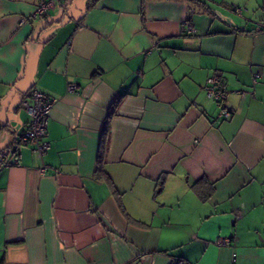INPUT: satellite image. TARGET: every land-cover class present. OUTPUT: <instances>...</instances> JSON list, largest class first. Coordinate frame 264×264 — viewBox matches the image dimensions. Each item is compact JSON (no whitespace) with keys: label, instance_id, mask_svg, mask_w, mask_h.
<instances>
[{"label":"crops","instance_id":"obj_1","mask_svg":"<svg viewBox=\"0 0 264 264\" xmlns=\"http://www.w3.org/2000/svg\"><path fill=\"white\" fill-rule=\"evenodd\" d=\"M51 1L0 0V264H264V0Z\"/></svg>","mask_w":264,"mask_h":264},{"label":"built area","instance_id":"obj_2","mask_svg":"<svg viewBox=\"0 0 264 264\" xmlns=\"http://www.w3.org/2000/svg\"><path fill=\"white\" fill-rule=\"evenodd\" d=\"M53 5L51 0H39L34 15H44L47 10ZM235 11L240 13L239 8H235ZM185 30L189 32V24L185 25ZM257 74L255 78H257ZM74 85H69L68 89L73 90ZM204 91L207 98L216 101L219 104L218 118L225 119L231 115V111L224 105L226 97L228 95V88L226 84L221 81L217 75L208 77L206 84L204 85ZM32 102L30 103L27 99L22 101V105L29 115V121L25 129L17 136V142L19 144L31 145V150L39 154L44 153L49 148V143L43 141V137L46 134L47 122L51 111L56 103V99L47 93L39 90L37 87H33L29 91ZM12 150V149H11ZM10 151V150H9ZM0 152V169L4 166L19 163V159L16 153L11 151ZM12 154V163L8 161V156ZM219 244L229 243V239H218ZM174 264H190L184 262L180 258L174 259Z\"/></svg>","mask_w":264,"mask_h":264},{"label":"trees","instance_id":"obj_3","mask_svg":"<svg viewBox=\"0 0 264 264\" xmlns=\"http://www.w3.org/2000/svg\"><path fill=\"white\" fill-rule=\"evenodd\" d=\"M119 103V99L115 100L113 102V104L111 105L109 112H108V116L105 120V127L103 129V133H102V137H101V147L99 150V154L97 157V172H102V162L104 161V157H105V145H106V140H107V125H108V121L110 119V117L114 114L116 106Z\"/></svg>","mask_w":264,"mask_h":264}]
</instances>
